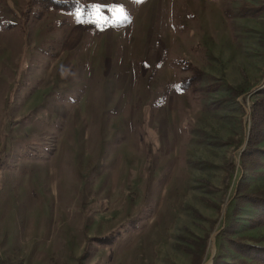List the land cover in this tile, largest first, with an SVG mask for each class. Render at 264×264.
I'll use <instances>...</instances> for the list:
<instances>
[{
    "label": "rangeland",
    "instance_id": "rangeland-1",
    "mask_svg": "<svg viewBox=\"0 0 264 264\" xmlns=\"http://www.w3.org/2000/svg\"><path fill=\"white\" fill-rule=\"evenodd\" d=\"M46 1L0 0V264H263L264 0Z\"/></svg>",
    "mask_w": 264,
    "mask_h": 264
},
{
    "label": "trees",
    "instance_id": "trees-1",
    "mask_svg": "<svg viewBox=\"0 0 264 264\" xmlns=\"http://www.w3.org/2000/svg\"><path fill=\"white\" fill-rule=\"evenodd\" d=\"M47 1H50L52 6L54 7H61L65 9H71L73 5L77 2L76 0H66V1L47 0ZM235 91H237V94H241L243 92L240 88H235ZM263 136H264V98L255 97L250 104L247 141L245 148L241 152L242 168L252 169L255 167L254 165H256L258 159V152L260 151L258 144L262 140ZM244 163H247L250 166H244ZM261 198H262L261 193L248 192L245 188H240L239 186H237L235 194L233 196L234 203L232 205L230 216L236 215L240 207L245 202H257ZM226 227L230 228L231 226L230 224H227ZM90 239H88V241ZM228 242L230 247L233 248L234 250H242L248 245L242 242V240L233 239V238H228ZM259 248H261L260 250L264 251V247H259ZM87 254H88V246L86 245L84 252L82 253L80 258L86 257ZM200 260H201V255H198L195 264H199ZM213 264H218V262L214 260ZM228 264H246V263L240 260H232Z\"/></svg>",
    "mask_w": 264,
    "mask_h": 264
},
{
    "label": "snow or ice",
    "instance_id": "snow-or-ice-1",
    "mask_svg": "<svg viewBox=\"0 0 264 264\" xmlns=\"http://www.w3.org/2000/svg\"><path fill=\"white\" fill-rule=\"evenodd\" d=\"M77 5H78V7H77V9H76V13H75V14H76L77 19H78V22H79V17H80L81 15L84 14V9H83L82 6H79V0H77ZM89 7L99 9L100 7H103V6H102V5H91V6H89ZM113 7H114V8H119L120 11L123 12V9H122L121 6H113ZM121 19H122V20H126V19H127V16H126V15H123V16L121 17Z\"/></svg>",
    "mask_w": 264,
    "mask_h": 264
},
{
    "label": "bare ground",
    "instance_id": "bare-ground-1",
    "mask_svg": "<svg viewBox=\"0 0 264 264\" xmlns=\"http://www.w3.org/2000/svg\"><path fill=\"white\" fill-rule=\"evenodd\" d=\"M207 263V262H206Z\"/></svg>",
    "mask_w": 264,
    "mask_h": 264
}]
</instances>
